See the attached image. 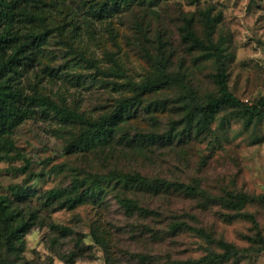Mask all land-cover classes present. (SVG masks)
<instances>
[{"label":"rangeland","instance_id":"1","mask_svg":"<svg viewBox=\"0 0 264 264\" xmlns=\"http://www.w3.org/2000/svg\"><path fill=\"white\" fill-rule=\"evenodd\" d=\"M97 2L103 0H41L36 6L44 19L27 29L48 34L32 46L36 60L22 80L24 92L97 117L112 111L120 98L134 95L133 84L156 74L163 65L174 77L183 76L197 102L216 93L213 76L218 69L225 71L229 90L242 102L251 104L264 97V0L252 4L249 0H152L111 21H93L91 32L85 22L93 20L89 8ZM190 17L199 38L205 41L211 33L218 55L205 60L199 52L186 49L179 30ZM75 26L80 29L75 31ZM104 52L113 55L123 76L116 75ZM181 97L177 85L142 97L126 127L130 133L164 134L174 127L181 134L172 147H152L148 162L143 163L125 161L124 154L107 163L106 152L67 154L65 147L80 126L51 114L23 120L21 108L0 100V126L12 130L24 157L10 153L0 160V196L9 201L16 216H37L16 252L8 250L0 227V264H177L221 252L187 229L169 238L162 226L123 220L108 193L99 205L88 201L73 210L59 209V199L48 203L47 193L69 189L73 176L106 174L113 168L125 172L138 168L150 178L196 186L195 196L173 190L151 201V207L165 218L174 215L191 228L203 229L213 239L248 249L250 255L240 257L237 264H264V252L256 253L259 246L247 240L264 239V203L251 202L234 213L217 201L237 193L264 194V113L248 123L241 110L227 107L216 116L209 133L195 139L184 133ZM145 107H150L149 112ZM25 163L27 171H20ZM141 224L150 225V230L166 238L164 242L158 245L150 231L133 241ZM52 226L71 232L59 235ZM92 231L105 235L106 248L95 243ZM78 239L82 243L76 247ZM60 254L72 255L70 261H62ZM134 254L149 259L140 262L132 258Z\"/></svg>","mask_w":264,"mask_h":264},{"label":"trees","instance_id":"2","mask_svg":"<svg viewBox=\"0 0 264 264\" xmlns=\"http://www.w3.org/2000/svg\"><path fill=\"white\" fill-rule=\"evenodd\" d=\"M254 3L255 0H249ZM152 0H103L91 5L89 8L90 16L93 20H86L85 27L94 32L93 21L103 22L111 21L114 17L123 16L135 6H143L145 3H151ZM41 0H0V100L18 106L23 110V120L35 119L38 115L44 116L51 114L59 121L80 126L79 132L72 136V141L65 147L67 154H105L108 156L107 162H116L115 159L121 158L124 154V160L134 159L137 162H148V153L151 148L172 147L176 138L180 139L181 134L171 128L164 134L140 133L135 130L130 133L129 120L135 116L138 107L141 106L142 97L146 94L158 92L165 87L177 88L182 94V109L184 111V133L188 137L191 135L195 139L206 135L210 131V126L216 116L227 107H234L241 110L247 116L248 123L254 119H261L264 113V97L259 98L251 104L239 100L229 90L227 85V76L223 69H218L213 76L216 85V93L208 94L203 102H197L195 92L183 81V76L174 77L163 65L159 66L156 74L147 77L139 84H133L134 95L122 97L117 101L112 111L100 114L97 117H86L82 113L69 108L66 105L58 104L48 97L35 94H27L23 91L22 80L32 70L35 62V53L32 51L38 41H42L48 32L37 33L31 27L35 22L44 19L37 14L36 6ZM44 4V3H43ZM144 15L143 17H145ZM192 18L184 19L180 28V39L189 51L200 53L201 59H207L219 54L217 48L210 40L209 33L206 40L199 38L192 30ZM80 27L75 26L77 31ZM104 58L115 66V73L123 76L119 64L109 52H104ZM159 59H162L160 54ZM107 85L116 86L117 82H105ZM119 86V85H118ZM149 112L150 107H145ZM10 153L20 155L14 140L13 132L9 128L0 126V160ZM21 159L24 157L20 155ZM125 160V161H126ZM20 171H27L28 163H25ZM117 164V163H114ZM173 190L187 195L195 196L199 194L196 186H190L180 183H171L165 180L150 178L141 170L136 171L112 169L106 174H89L84 178L73 176L69 189H53L47 193L48 203L59 199V209L73 210L88 201L99 205L107 193L114 201L120 217L128 222H144L160 226L165 229V234L169 238H176L183 231L190 230L198 237L202 238L208 245H214L221 252H209L198 261L178 262L177 264H237L240 257L250 255L248 249H238L232 244L226 243L222 239H213L203 229L191 228L185 222H179L177 218H165L158 211L151 207V201L165 197ZM161 196V197H160ZM222 208L227 211L240 213L251 202L264 203V194L259 196H249L246 193L231 194L217 199ZM227 216H225L226 218ZM255 223L251 215L243 216ZM37 216L30 213L25 219L24 216H16L13 213L9 201L0 196V227L4 233V240L7 248L11 252L19 251L18 245L21 238L36 223ZM141 224L139 237H134L137 242L145 231H150L151 239L158 245L162 244L165 237H160L159 233L150 230V225ZM53 231L59 235H68L71 230L65 227H53ZM96 244L106 248L108 239L104 234L98 235L95 231L91 232ZM247 240L251 244L258 245L256 253L264 252V239L260 236L249 237ZM82 240H77L76 247H79ZM72 255L68 258L60 254L62 261H70ZM134 259L140 262H146L149 257L142 254H134Z\"/></svg>","mask_w":264,"mask_h":264}]
</instances>
